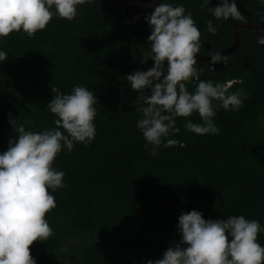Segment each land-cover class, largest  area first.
<instances>
[{
    "label": "trees",
    "instance_id": "trees-1",
    "mask_svg": "<svg viewBox=\"0 0 264 264\" xmlns=\"http://www.w3.org/2000/svg\"><path fill=\"white\" fill-rule=\"evenodd\" d=\"M135 1L151 0H93L78 6L72 21L54 14L31 38L22 31L0 38V50L7 52L0 63V152L9 139L16 140L20 124L34 132L55 126L46 107L55 95L52 88L69 94L84 86L97 98L92 142L75 143L67 154L62 148L53 161V168L64 172V187L49 190L56 206L45 219L53 235L29 245L36 264H147L179 242L177 218L191 210L206 220L243 215L264 226L263 48L252 32L241 30L223 70L197 60L199 80L231 82L228 92L242 88L247 97L236 111L216 109V135L184 129L186 119L201 122L196 113L177 117L180 131L169 138L182 146L159 147L151 156L152 146L145 148L135 126L141 93L131 90L125 76L152 67L151 59L140 63V49L149 50L144 17L154 8L144 11L130 4ZM161 2L192 13L201 33L198 56L227 50L234 27L242 23L264 35L257 15L264 5L257 0H236L245 22L216 20L200 7L201 0ZM122 4L126 18L149 14L126 24L118 16ZM217 4L210 0V6ZM208 20L215 35L206 31ZM196 83L190 80L186 89L194 91ZM10 118L16 119L12 125ZM257 243L264 246V233L257 234Z\"/></svg>",
    "mask_w": 264,
    "mask_h": 264
},
{
    "label": "clouds",
    "instance_id": "clouds-1",
    "mask_svg": "<svg viewBox=\"0 0 264 264\" xmlns=\"http://www.w3.org/2000/svg\"><path fill=\"white\" fill-rule=\"evenodd\" d=\"M264 5V0H257ZM93 0H0V38L12 32H23L31 38L43 30L55 14L69 21L77 17L78 6L92 4ZM148 3V2H147ZM216 20L245 22L236 0H201ZM53 9L55 12H53ZM264 23V13H257ZM150 34L149 50L140 49V63L152 60L146 71H135L125 76L134 92L141 93L143 106L136 109L141 117L136 128L152 146L150 155L156 156L159 147L182 146V142L169 137L179 133L176 118L198 114L200 123L186 119L183 127L197 135H216L213 122L216 109L236 111L247 97L244 89L228 92L231 82L215 83L199 80L196 56L201 49V33L192 13L183 5L159 2L150 15L144 17ZM206 31L216 34L212 20L206 22ZM264 44V35L259 36ZM210 63L227 64L228 57L209 53ZM7 52L0 50V63ZM197 81L189 92L186 83ZM150 94H145V90ZM46 107L56 119L54 127L39 132L16 127V140H8L7 149L0 152V264H36L30 256L33 241H46L53 230L45 214L54 208L50 194L64 187V172L53 168L56 156L65 150L71 152L75 143L88 145L96 135L94 118L97 102L93 92L84 86H74L69 94L56 88ZM16 119H9L10 125ZM63 130V132L61 131ZM179 242L168 247L162 258L148 260L147 264H264V246L257 243V234L264 233L255 219L243 215L225 219H204L196 210L181 212L177 218Z\"/></svg>",
    "mask_w": 264,
    "mask_h": 264
},
{
    "label": "water",
    "instance_id": "water-1",
    "mask_svg": "<svg viewBox=\"0 0 264 264\" xmlns=\"http://www.w3.org/2000/svg\"><path fill=\"white\" fill-rule=\"evenodd\" d=\"M159 0H151L150 2L148 3H140V2H132L130 4H134L136 6H138L139 8H141L142 10L144 11H148L150 9H153L154 8V5H156L158 3ZM127 4H122L118 10V16L119 18L126 24H133L134 22H136L139 18H141L142 16L146 15V14H149V13H142L140 15H137L136 17L134 18H126L124 16V8L126 7ZM241 30H248L250 32H252L255 37L259 38V36H261L262 34L260 33V31L258 30L257 27L255 26H252L250 24H246V23H242V24H239L237 26L234 27L232 33H233V41H232V44L231 46L227 49V50H224V51H221L219 52L220 55L222 56H227V54H230L232 53V51L238 46L239 44V32ZM260 46L263 48L264 50V44H260ZM196 59L199 60V61H205V62H209V67L211 68V70L215 71V72H220L221 70H223L225 64H223L222 62L219 63V64H211L210 63V56H196Z\"/></svg>",
    "mask_w": 264,
    "mask_h": 264
},
{
    "label": "flooded vegetation",
    "instance_id": "flooded-vegetation-1",
    "mask_svg": "<svg viewBox=\"0 0 264 264\" xmlns=\"http://www.w3.org/2000/svg\"><path fill=\"white\" fill-rule=\"evenodd\" d=\"M209 55V54H208ZM208 55H204V56H208ZM209 63V62H208ZM217 64H219V63H217Z\"/></svg>",
    "mask_w": 264,
    "mask_h": 264
}]
</instances>
